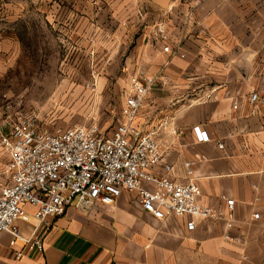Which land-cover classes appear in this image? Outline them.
Listing matches in <instances>:
<instances>
[{
	"label": "crops",
	"instance_id": "obj_1",
	"mask_svg": "<svg viewBox=\"0 0 264 264\" xmlns=\"http://www.w3.org/2000/svg\"><path fill=\"white\" fill-rule=\"evenodd\" d=\"M158 14L131 67V76L165 82L138 118L144 130L167 122L155 173L185 181L190 162L201 203L221 209L227 195L233 217L195 219L189 229V217L158 220L124 192L111 206L70 207L43 231V252L17 258L10 234L0 232V264H264V107L233 103L264 87V0H170ZM174 126L183 133L172 134ZM194 126L209 141H198ZM9 161L0 145L2 181ZM19 224L30 232L29 223Z\"/></svg>",
	"mask_w": 264,
	"mask_h": 264
},
{
	"label": "built area",
	"instance_id": "obj_2",
	"mask_svg": "<svg viewBox=\"0 0 264 264\" xmlns=\"http://www.w3.org/2000/svg\"><path fill=\"white\" fill-rule=\"evenodd\" d=\"M163 49L169 51V46ZM164 84L154 75H132L122 119L110 132H100L96 125L50 131L36 114L6 112L0 145L10 161L5 169L8 180H0V232L10 234L9 245L17 258L33 250L43 252V231L70 207L111 206L124 192L136 194L140 207L158 220L189 217V229L195 227V219L233 217L235 200L227 195H221L225 202L221 209L201 203L190 162L185 181L155 173L163 157L158 136L167 122L144 130L138 118L151 91ZM243 102L253 110L264 107V87L233 99L235 106ZM193 131L198 141H209L210 135L200 126ZM171 133L180 135L183 129L174 126ZM252 216L259 219L260 214ZM21 222L31 225L29 233L21 229Z\"/></svg>",
	"mask_w": 264,
	"mask_h": 264
},
{
	"label": "rangeland",
	"instance_id": "obj_3",
	"mask_svg": "<svg viewBox=\"0 0 264 264\" xmlns=\"http://www.w3.org/2000/svg\"><path fill=\"white\" fill-rule=\"evenodd\" d=\"M162 9L153 0H0L1 118L21 110L50 131L110 132Z\"/></svg>",
	"mask_w": 264,
	"mask_h": 264
},
{
	"label": "water",
	"instance_id": "obj_4",
	"mask_svg": "<svg viewBox=\"0 0 264 264\" xmlns=\"http://www.w3.org/2000/svg\"><path fill=\"white\" fill-rule=\"evenodd\" d=\"M157 5L161 6V7H167L168 2L170 0H153Z\"/></svg>",
	"mask_w": 264,
	"mask_h": 264
}]
</instances>
